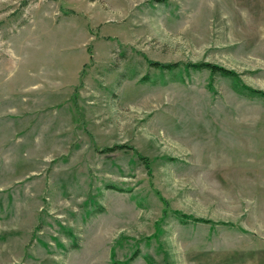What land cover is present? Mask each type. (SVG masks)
<instances>
[{
	"label": "rangeland",
	"instance_id": "obj_1",
	"mask_svg": "<svg viewBox=\"0 0 264 264\" xmlns=\"http://www.w3.org/2000/svg\"><path fill=\"white\" fill-rule=\"evenodd\" d=\"M247 88L264 0H0V264H264Z\"/></svg>",
	"mask_w": 264,
	"mask_h": 264
},
{
	"label": "trees",
	"instance_id": "obj_2",
	"mask_svg": "<svg viewBox=\"0 0 264 264\" xmlns=\"http://www.w3.org/2000/svg\"><path fill=\"white\" fill-rule=\"evenodd\" d=\"M149 66L153 69L159 70L162 73H169L172 75H175L174 73L176 71H179L180 68L182 67V69L186 72L189 71H195V72H200V71H204L206 70L210 76H219L222 78H237V74L235 72L226 70L222 67H218L216 65H212L209 63H193V64H180V63H168V64H161L158 62H150ZM149 78L147 76H145L144 78H142L143 82H151V80H148ZM166 82H164L165 84ZM245 94H243L245 97L249 98V99H259L262 98L264 99V94L259 91V90H254V89H246V92H244ZM118 149V148H117ZM115 151V148H108L103 150V153H111ZM77 246H74V248Z\"/></svg>",
	"mask_w": 264,
	"mask_h": 264
}]
</instances>
